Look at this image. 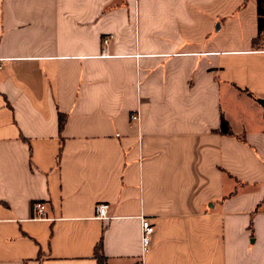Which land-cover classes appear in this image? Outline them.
<instances>
[{"label":"crops","instance_id":"obj_1","mask_svg":"<svg viewBox=\"0 0 264 264\" xmlns=\"http://www.w3.org/2000/svg\"><path fill=\"white\" fill-rule=\"evenodd\" d=\"M260 99L257 0H0V264H264Z\"/></svg>","mask_w":264,"mask_h":264},{"label":"built area","instance_id":"obj_2","mask_svg":"<svg viewBox=\"0 0 264 264\" xmlns=\"http://www.w3.org/2000/svg\"><path fill=\"white\" fill-rule=\"evenodd\" d=\"M131 118L134 121H138L140 119V114L134 113L132 114ZM110 206L106 202L97 203L95 210L97 211V216L101 219H108L110 217ZM33 212H34V219H46L47 213L45 211V204L43 201H38L33 204ZM141 223H142V245L143 251L146 252L151 243H152V236L156 231V226L154 223L151 222L150 218L147 216H141Z\"/></svg>","mask_w":264,"mask_h":264},{"label":"trees","instance_id":"obj_3","mask_svg":"<svg viewBox=\"0 0 264 264\" xmlns=\"http://www.w3.org/2000/svg\"><path fill=\"white\" fill-rule=\"evenodd\" d=\"M257 15H258V29H259V37H261L264 33V0H257ZM221 132L222 133H230L231 127L230 123L227 118L224 116L221 117ZM60 127L63 128L64 126V117L60 115L59 117ZM103 242L100 240L98 245L96 246L95 254L99 261V264H104L106 261V256L103 254L102 251Z\"/></svg>","mask_w":264,"mask_h":264},{"label":"water","instance_id":"obj_4","mask_svg":"<svg viewBox=\"0 0 264 264\" xmlns=\"http://www.w3.org/2000/svg\"><path fill=\"white\" fill-rule=\"evenodd\" d=\"M259 101L264 102V100H261V99Z\"/></svg>","mask_w":264,"mask_h":264}]
</instances>
